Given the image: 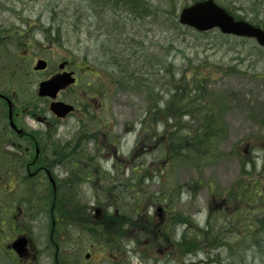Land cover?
I'll use <instances>...</instances> for the list:
<instances>
[{
    "label": "rangeland",
    "instance_id": "rangeland-1",
    "mask_svg": "<svg viewBox=\"0 0 264 264\" xmlns=\"http://www.w3.org/2000/svg\"><path fill=\"white\" fill-rule=\"evenodd\" d=\"M53 1L0 0V93L11 100L15 97L14 102L18 111L32 108L36 115L51 121L48 103L36 96L37 83L48 74L32 72L34 60L49 61L50 70L56 69L59 63L66 61L69 63V69L74 71L79 79L80 89L65 93L61 99L81 108V112L61 121L57 136L51 139L52 142L69 141L79 127L89 125V133H95L96 137L88 140L84 153L79 149L82 156L79 161L84 167L88 166L95 172L98 167L99 170H110L111 174H114L115 168L111 169L113 163L120 171L124 170L126 176L130 167L147 168L145 173L153 180L144 184L141 192L146 196L169 195V198L172 194L177 196L172 201L169 199L171 204L173 203L170 209L173 210L168 214H160L158 217L155 209L160 204L148 206L147 215L156 217L158 219L156 222L161 218L166 222L171 214L175 216L178 214L184 219H192L195 225L198 223L200 226L206 219L209 206L223 207L228 214L233 212L231 199L228 200L227 196L233 197L234 191L242 189L243 184L260 179L264 185V176L256 174L259 171L263 173L264 170V166L260 167L262 165L260 158L263 157L264 150V50H260L254 41L222 37L216 31L204 36L193 31L177 30L174 28L176 25L174 27L170 25L171 15L166 18L148 17L136 24L122 15L120 25L111 30L113 21L108 19L107 14H103V11L108 13L111 11V8L109 9L111 5H103V0L99 8H96L97 17L93 21L104 27L93 31L92 28H87V22L82 21L81 26L75 28L67 23L64 25V21H70L71 18V21H74L72 12L77 2ZM149 1L154 9L160 7L165 11L168 5L172 6L174 11L172 18L177 17L183 6H188L192 2V0ZM213 1L231 12L233 16L264 29V0ZM51 4L59 7L55 13L57 17L54 18L64 26V34L58 42L48 41L53 38L54 33L48 39L42 35L47 29V21L52 17L49 12ZM127 8L129 13L135 11L129 9V5ZM120 11L124 13L123 8ZM90 17L91 15H88V18ZM107 33L112 35L114 44L113 47L107 48L109 53L100 46ZM120 53H123V56H115ZM113 59L117 60L111 61ZM103 62L105 64L110 62L112 66L107 67V64L104 66ZM198 67L199 71L207 76V90L213 95V98L208 100L218 104L220 111L216 120L224 129L222 138L207 143L209 147L204 151L207 160L200 162L197 159L187 161L181 158L160 164L159 157L167 136L164 129L157 131L154 141L151 139L154 138L152 134L145 137L143 135L142 148L137 149L140 157L139 155L134 157L139 137L138 125L147 117L146 105L153 107L158 101L159 104L165 102L170 89L169 77L179 79L181 75L189 76L190 73H187ZM80 69L83 72L79 71ZM118 78L121 83L127 80L128 85L120 86ZM133 81L135 84H132ZM87 84H91L93 92L100 95L90 101H82L85 93H91V87L85 90ZM38 110L45 111L40 113ZM87 110L90 111V115H87ZM3 112L5 113V108ZM210 112L215 115L216 109H211ZM158 117L155 116V119L163 122L164 116ZM151 118H154L153 114ZM27 123L29 129H33L39 135L43 134L44 127L41 124L31 119ZM81 123L83 125L80 126ZM88 136V133L83 134L81 131L80 137ZM24 146L23 144L19 151V158L21 164L25 165L28 158ZM0 147L2 149V145ZM4 153L17 152L7 145L0 151L2 187L5 188L3 191L0 189L2 206L17 202L19 196L25 192L22 186L24 177L21 175V165L15 176L4 174L7 169L5 159L11 160L7 155H3ZM191 153L198 155L195 149L191 150ZM254 161L257 163L256 166ZM245 164L250 166L247 168L249 170L256 167V173L252 174L246 170ZM165 166L167 171H164ZM56 175L62 178L63 172L58 168ZM116 180L117 178L111 183V187H119L121 194L118 197L121 203L128 205L129 200L133 204L130 200L131 193L125 191L121 186L123 184ZM16 182L18 187L14 184ZM11 190H16L17 194L9 193ZM81 191L84 193V203H92V192L87 188ZM80 211L84 218L87 214H93L90 210ZM177 219L178 216L174 220L177 223H173L174 228L178 225ZM245 223L246 221L244 225ZM190 224V227H194L192 223ZM171 225L170 219L168 226ZM88 228L99 232L98 226L94 224ZM182 228L184 227L180 225L175 228L174 239L169 236L167 241L151 246L152 248L148 247L149 243L146 240L141 243L136 239L133 244L131 242L133 239L127 235L129 241L124 239L121 244L127 252L125 251L122 256L110 258V262L102 260L108 257L107 254L91 250L92 241L88 235L87 238L83 232L75 231L73 239L79 238V241L71 243L69 240L68 255L65 259L67 258L70 263L77 261L78 264H264V235L259 236L261 241L256 246L253 242L256 240L251 242L249 238L253 232L238 223L220 225V229L224 231V238L223 244L218 248L216 241L219 238L218 234H215L217 231L209 233L210 248H204V251L196 255L181 254L184 248L177 247ZM38 231L40 234L41 231ZM53 254V251L44 253L42 260L46 259V262L44 260L42 264H49V255ZM87 254L90 255L88 259ZM4 258L0 253V264H9Z\"/></svg>",
    "mask_w": 264,
    "mask_h": 264
},
{
    "label": "trees",
    "instance_id": "trees-1",
    "mask_svg": "<svg viewBox=\"0 0 264 264\" xmlns=\"http://www.w3.org/2000/svg\"><path fill=\"white\" fill-rule=\"evenodd\" d=\"M53 1V0H51ZM62 1H72V0H61ZM76 3V8L73 10V15L72 17L74 18V21H64L71 27H76L79 26L80 23L82 22V15H90L93 12H96V8H99V5L102 3V0H73ZM196 1V0H193ZM54 2V1H53ZM111 5L109 9L111 8V11L104 12L103 14H107L108 19H111L113 21V27H111V30H114V28H117L120 23L122 22L120 18H122V15L129 20H132L133 24H136L138 21H143L147 19L148 17L152 19L153 17H159L163 15L165 18L168 17L171 13L173 14V7L168 5L167 9L164 11L160 7H157L156 9L153 8L149 0H103V5L106 6ZM127 5H129V9L135 10L134 12L129 13V10L127 8ZM121 8H123V12H121ZM59 9L57 8L54 4H51L49 12L52 17L49 19V22H51V26L54 28V25H56V28H54V31L57 35H59V31L62 28V25H60L58 22H54V16L56 11ZM102 10V7H100ZM154 12H153V11ZM97 17L96 13L91 14V22L87 23L88 29H93L95 31L96 29H100L104 27V25L101 24V26H98V22L95 23V16ZM132 19H131V18ZM84 21V20H83ZM86 22V21H85ZM140 26V25H138ZM108 27V26H107ZM109 28V27H108ZM107 28V29H108ZM105 38L101 41L100 46H103L104 49L106 50L107 53L109 51L107 48H111L114 46L112 43V35L107 33L104 35ZM116 57H121L123 56V53L115 55ZM114 62L116 59H113ZM110 64V62H108ZM105 64V62H103ZM112 65V64H110ZM199 67L191 70V74L189 76H193L194 80L196 79L197 81H194V85H186L187 84V78L184 77L183 81L186 80V83L184 84H178L174 87L173 93L169 97V101L166 102V109L164 110V116L165 119L167 120L169 118L172 119V132H167L165 130V133L167 134L166 140H165V145L163 147V150L161 152V159H159L160 164H166L168 161L173 160L176 161L177 159H186L187 161H200L202 160H207V155L204 152L207 150L209 147L208 144L211 142L215 141L216 139H220L223 137V131L224 129L217 123L216 117L218 112L220 111V108L218 107V104L215 102H209L208 99H212L213 95L209 93L207 90V82L208 79L207 77L200 73ZM146 75L148 73H145ZM188 76V77H189ZM132 80V78L130 79ZM129 80V81H130ZM189 80V79H188ZM127 81V80H126ZM120 82V79H117V82L120 86H125L128 85V82ZM132 84H135L134 81ZM191 93L188 95V93ZM194 94L192 95V93ZM209 104V105H208ZM155 106L154 111L149 112L147 117H145L141 121V125L144 126L145 122L152 121L154 122L155 116L158 117V114H160V110H157V106ZM214 108L216 109L215 115H213L210 110ZM154 115V118H151V115ZM168 115V116H167ZM187 115H190V120L189 121H183V118L186 117ZM188 117V116H187ZM150 129V128H149ZM145 129L142 128L141 134H144ZM212 132V133H210ZM208 133V135H207ZM214 136H213V135ZM203 137H202V136ZM201 136V137H200ZM219 136V137H218ZM145 137V136H144ZM152 137H156V133L152 135ZM217 137V138H216ZM143 138V136H142ZM153 138V139H154ZM152 139V138H151ZM158 139V136L157 138ZM139 140V139H138ZM155 140V139H154ZM141 140L139 141V145L137 146V149L141 147ZM208 143V144H207ZM72 144H69V148H72ZM68 146L65 145L56 150V154L59 158L62 159H69L70 155H74L77 153V149H67ZM142 148V147H141ZM196 150L198 155L192 154L191 150ZM195 155V156H194ZM195 157V159H194ZM145 169L147 168H135L131 169L130 176H127L126 179H124V174H117V182L123 184L121 185L125 190L131 191L132 192V202L131 204L128 200V205L125 204H118L117 207L119 209V214L116 217L115 224H111V220H109V217H107V224L104 226H101L98 230L101 234L109 235L114 232L118 234H126V233H135L138 238L141 240H147L148 238L151 239L153 242L155 239H158L160 237V240H157L158 242H163L167 241V236L169 235V230L165 225L166 222L164 223H157L156 221H152L153 219L151 217L145 218L144 214H146L144 208L147 205H154L155 203H159L162 198L168 197V195H161V197L157 198L155 196L149 195L146 196L144 193L140 191V189L143 187L144 182H147L151 179L146 175ZM164 171H167L166 166L164 167ZM163 174V172H162ZM103 177L101 178L102 181ZM119 180H124V182H121ZM111 183L108 181V177H104L103 182H100L101 187H107V191L109 190V186ZM118 189V190H117ZM260 188L258 187L257 190ZM117 192H115L116 198L119 200L118 195L121 194V191L119 190V187H116ZM256 193V191L254 192ZM253 193V194H254ZM264 193V192H263ZM135 194V195H134ZM174 195V194H173ZM175 196V195H174ZM256 197L257 195L254 194ZM259 196H264V194H259ZM171 198V197H170ZM169 198V199H170ZM176 198V196H175ZM257 198V197H256ZM250 199V198H249ZM173 199L171 198V201ZM256 199H250L249 202H245L244 200L239 199V203L241 205H245L244 208H251V206H254L250 202H254ZM121 202V201H120ZM165 201H161L160 203H164ZM259 203V202H258ZM247 204H249L247 206ZM257 204V203H256ZM236 214H238L236 212ZM254 218L252 222H250L251 226H255V229L257 230L256 233L250 237L252 241L255 239L256 246H258L259 242L261 241L259 233L261 234L264 233V202H261L259 204V210L254 214ZM238 218V220H234V222H238L241 224L242 220L245 219L246 217H243V214L239 213L238 215L235 216ZM176 218V216H175ZM173 217L172 222L175 219ZM178 222L181 224H185L187 226V231L185 233H190L186 237L182 239V243L177 245L179 248H184L181 254H190L192 252L196 251L197 253H200L204 250V248H210V240L208 239L209 231L206 229V227L199 229V227H195L196 231L190 232V220L184 219L183 216L179 215L178 216ZM222 226L226 224H229L231 222H228L225 220V218H222V221H218ZM263 227V228H262ZM209 230L212 232V227L211 225L208 226ZM216 228L215 234H218V240L216 241V245L219 246L222 244L221 240L224 238L223 236V230H220V226L213 227ZM92 232L96 233L95 230H89V233ZM98 232V233H99ZM263 232V233H262ZM91 234V233H90ZM264 235V234H263ZM213 236V235H212ZM109 239H106L104 241H100L102 245H106L105 249H109ZM98 242V244L100 243ZM111 246V245H110ZM260 247V246H259ZM262 248V247H260Z\"/></svg>",
    "mask_w": 264,
    "mask_h": 264
},
{
    "label": "flooded vegetation",
    "instance_id": "flooded-vegetation-1",
    "mask_svg": "<svg viewBox=\"0 0 264 264\" xmlns=\"http://www.w3.org/2000/svg\"><path fill=\"white\" fill-rule=\"evenodd\" d=\"M46 63L47 68L43 72L48 74L46 79L59 73L58 69L50 70L51 66L48 62ZM64 71L72 72L69 65ZM14 101L15 97L11 100L0 93V146L2 145L3 149V146L7 145L17 152V154H8L11 155L9 157L11 160L6 161L7 169L4 174L15 176L21 165V175L29 178L27 191L31 196L18 198V203L0 205V252L8 259L9 264H42L44 260L46 262V259H42L47 251L54 252L53 255H49V264H59L60 260L61 264H69L68 259H65L68 255V234L64 231H68L70 227L72 237L75 231L83 232L84 217L80 210L84 209V193L79 185L82 182L84 166L80 162L62 164L55 161L50 138H52L53 128L59 122L54 116H50L51 121H49L45 117L36 115V112H32V108L18 111ZM45 101L49 103L48 100ZM4 108L5 113H2ZM38 111L43 113L45 110ZM29 119L44 127L43 134L39 135L33 129H29L27 123ZM4 122L5 125H3ZM11 124L15 126V129ZM18 130H22V133L18 134ZM3 135L6 137L4 138ZM23 144L28 158L25 165L21 164L19 158V151ZM58 168L63 172L62 178L56 175ZM2 185L1 182V190L4 189ZM42 195L49 201V208L45 210L42 209ZM35 199L36 202H34ZM38 220L39 224H37ZM38 230L41 231L40 234ZM16 239L25 240L21 254H17L11 248Z\"/></svg>",
    "mask_w": 264,
    "mask_h": 264
},
{
    "label": "water",
    "instance_id": "water-1",
    "mask_svg": "<svg viewBox=\"0 0 264 264\" xmlns=\"http://www.w3.org/2000/svg\"><path fill=\"white\" fill-rule=\"evenodd\" d=\"M180 23L194 28L199 32H205L212 28H218L224 34H233L239 37L254 38L257 43L264 47V33L244 22H235L232 17L226 14L222 9L213 4L211 0L196 3L193 6L182 10L180 14ZM44 63L39 62L36 69H43ZM63 68V65L60 66ZM70 75L60 76L40 84L39 96H48L54 98L56 91L60 88L62 82L72 84ZM53 113L58 117L65 116L72 109L64 104H53L51 107Z\"/></svg>",
    "mask_w": 264,
    "mask_h": 264
}]
</instances>
